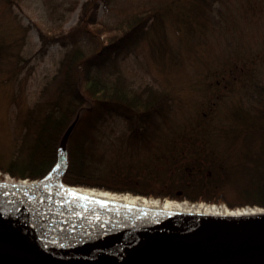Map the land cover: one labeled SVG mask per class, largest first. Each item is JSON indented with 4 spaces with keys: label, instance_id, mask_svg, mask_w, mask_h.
<instances>
[{
    "label": "trees",
    "instance_id": "trees-1",
    "mask_svg": "<svg viewBox=\"0 0 264 264\" xmlns=\"http://www.w3.org/2000/svg\"><path fill=\"white\" fill-rule=\"evenodd\" d=\"M99 1L83 0L66 31L50 36L37 29L40 46L31 57L50 43L70 48L26 104L22 130L0 170L41 179L63 159L59 177L68 184L231 209L264 207V0H158L118 20L104 43L85 50L80 42L98 22ZM2 24L0 52L16 65L21 53ZM142 41L164 82H137L109 63ZM109 120L120 121L121 131L104 138ZM79 213L40 199L0 217V264L25 255L3 253L4 243Z\"/></svg>",
    "mask_w": 264,
    "mask_h": 264
},
{
    "label": "rangeland",
    "instance_id": "rangeland-1",
    "mask_svg": "<svg viewBox=\"0 0 264 264\" xmlns=\"http://www.w3.org/2000/svg\"><path fill=\"white\" fill-rule=\"evenodd\" d=\"M18 4H4L0 1V21L2 29L6 27L10 32L9 40L16 39L14 42L15 53H21L22 59L15 62L14 56L9 57L6 53L0 52V165H7L11 157V151L15 139L20 135L22 128L19 122L23 115L27 103L37 99L42 85L47 82L63 57L64 53L70 48L59 42L50 43L44 54L38 53L31 57L32 53L40 46V39L37 29L40 28L48 35H54L61 31H66L74 26L78 19L80 4L83 0H16ZM158 0H109L104 3L99 1L97 10L98 22L90 25V31L81 39L80 45L85 50L95 49L99 44L106 41L109 33L115 30L116 22L132 12L148 9ZM7 24V25H6ZM103 27L104 31L98 28ZM8 32V33H9ZM18 51V52H17ZM30 56L29 60H26ZM1 57L3 59H1ZM13 59V60H12ZM26 60V61H25ZM116 62L128 70L129 76L137 82L147 80L164 82L166 74L159 70L149 55V47L145 41L137 45L123 49L113 56L109 63ZM109 65V64H108ZM160 83V82H159ZM164 84V83H163ZM108 125L102 127L106 138L108 135L114 137L121 131L120 121L109 120ZM106 143V139L104 141ZM24 180L27 183L34 182L33 185L21 184ZM51 181L55 187H63V183L57 177L51 179L49 174L42 179L19 178L16 179L8 172L0 170V184L12 187L30 188L40 186L42 183ZM82 188L95 189L113 193L115 195H138L131 192H114L103 188L71 184ZM148 199L184 201L186 205H196L200 209L215 206L217 210L225 212L230 208L223 202L211 203L202 200L189 201L187 199H172L169 197H152L138 195ZM122 197V196H121ZM260 208L258 206H244L241 208ZM234 209V208H232ZM236 209V208H235ZM89 219V213L50 225L49 228L35 237L34 244L30 247L29 256L20 263L15 264H38L39 258L44 254H50L53 249V242L57 233L78 227L81 223Z\"/></svg>",
    "mask_w": 264,
    "mask_h": 264
},
{
    "label": "water",
    "instance_id": "water-1",
    "mask_svg": "<svg viewBox=\"0 0 264 264\" xmlns=\"http://www.w3.org/2000/svg\"><path fill=\"white\" fill-rule=\"evenodd\" d=\"M63 163L62 159L59 171L53 173L51 179L58 176ZM50 183L30 188L0 184V215L40 199H48L80 211L69 219L90 211L141 214L79 199L66 188L50 187ZM49 227L46 225L28 237L8 243V246H4V243L1 247L3 253L10 249L25 251L23 257L9 264L24 261L30 254L35 237ZM47 255H42L38 264L44 258H56ZM100 264H264V217L180 220L176 225L137 242Z\"/></svg>",
    "mask_w": 264,
    "mask_h": 264
},
{
    "label": "bare ground",
    "instance_id": "bare-ground-1",
    "mask_svg": "<svg viewBox=\"0 0 264 264\" xmlns=\"http://www.w3.org/2000/svg\"><path fill=\"white\" fill-rule=\"evenodd\" d=\"M21 184L27 183L22 180ZM71 194L79 199L94 201L125 210L140 212L139 215H126L117 212H91L89 219L78 227L56 234L52 252L41 264H100L137 242L177 224V221L203 219H229L264 217V207L236 208L225 212L215 206L200 209L199 205H186L164 199H148L138 195H115L113 193L87 189L75 185H65Z\"/></svg>",
    "mask_w": 264,
    "mask_h": 264
},
{
    "label": "snow or ice",
    "instance_id": "snow-or-ice-1",
    "mask_svg": "<svg viewBox=\"0 0 264 264\" xmlns=\"http://www.w3.org/2000/svg\"><path fill=\"white\" fill-rule=\"evenodd\" d=\"M57 167H59V165H57Z\"/></svg>",
    "mask_w": 264,
    "mask_h": 264
}]
</instances>
